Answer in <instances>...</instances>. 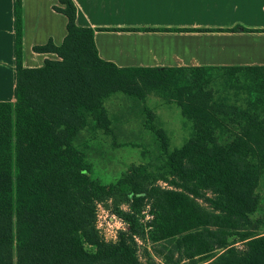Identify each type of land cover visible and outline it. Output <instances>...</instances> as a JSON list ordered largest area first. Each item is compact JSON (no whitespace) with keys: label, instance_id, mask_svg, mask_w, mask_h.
<instances>
[{"label":"trees","instance_id":"trees-1","mask_svg":"<svg viewBox=\"0 0 264 264\" xmlns=\"http://www.w3.org/2000/svg\"><path fill=\"white\" fill-rule=\"evenodd\" d=\"M57 2L67 35L33 48L58 57L39 68L23 65L16 2V102H0V251L16 247L17 264H156L139 260L128 233L117 243L97 233L95 202L118 197L131 211L151 201L155 238H180L192 264H264V231L256 232L264 224L252 220L264 177V66L121 68L99 56L94 29L77 25L74 1ZM154 89L172 91L192 124L185 145L163 144L152 164L173 189L152 187L144 166L102 184L89 150L98 132H112L108 102L134 103ZM239 231L243 252L228 240ZM9 254L0 264H13Z\"/></svg>","mask_w":264,"mask_h":264},{"label":"crops","instance_id":"crops-1","mask_svg":"<svg viewBox=\"0 0 264 264\" xmlns=\"http://www.w3.org/2000/svg\"><path fill=\"white\" fill-rule=\"evenodd\" d=\"M73 1L77 25L95 30L99 56L118 67L264 66V0ZM16 2L0 0V102H16ZM57 5L22 0L24 67L58 59L33 51L63 43L67 18Z\"/></svg>","mask_w":264,"mask_h":264},{"label":"rangeland","instance_id":"rangeland-1","mask_svg":"<svg viewBox=\"0 0 264 264\" xmlns=\"http://www.w3.org/2000/svg\"><path fill=\"white\" fill-rule=\"evenodd\" d=\"M214 72L213 74H215ZM217 80L218 75H214ZM150 90L141 101H124L123 96L111 99L107 109L112 132H98L91 139L89 160L93 167V177L102 184H116L132 167H146L150 173L152 187L173 189V186L162 179L160 171L152 164L162 156V146L168 151L181 149L192 135V124L183 116L172 91ZM242 95L239 96L240 102ZM171 177H169V180ZM258 192L261 202L258 211L252 216L254 224H264V177ZM211 195V194H210ZM201 203V201H200ZM130 211L127 219L125 212ZM151 201L135 205L121 203L118 197H109L95 202L94 225L101 240L105 243H117L121 233H128L136 243V254L143 263L156 264H192L193 260L182 258L185 253L178 248L186 249L180 238L174 240H157L151 221L155 218ZM16 228V219L12 220ZM10 226V223H9ZM8 228V227H7ZM264 231L259 225L257 233ZM244 231L234 232L228 240L239 252L247 249V240H240ZM90 252L93 248L88 247ZM13 257L17 264V249L1 252ZM198 258L203 263V258ZM212 261V260H211Z\"/></svg>","mask_w":264,"mask_h":264}]
</instances>
